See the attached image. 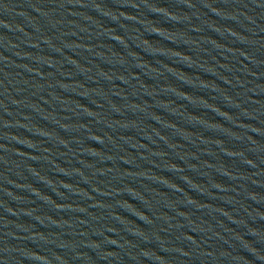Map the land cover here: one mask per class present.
<instances>
[{
  "label": "water",
  "instance_id": "95a60500",
  "mask_svg": "<svg viewBox=\"0 0 264 264\" xmlns=\"http://www.w3.org/2000/svg\"><path fill=\"white\" fill-rule=\"evenodd\" d=\"M263 249L264 0H0V264Z\"/></svg>",
  "mask_w": 264,
  "mask_h": 264
}]
</instances>
